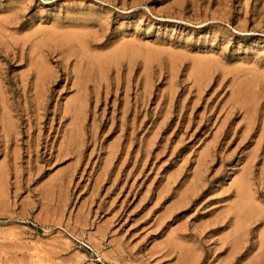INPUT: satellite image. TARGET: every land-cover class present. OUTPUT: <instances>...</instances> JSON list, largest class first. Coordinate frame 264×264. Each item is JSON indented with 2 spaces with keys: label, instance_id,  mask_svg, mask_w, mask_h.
I'll return each instance as SVG.
<instances>
[{
  "label": "rangeland",
  "instance_id": "rangeland-1",
  "mask_svg": "<svg viewBox=\"0 0 264 264\" xmlns=\"http://www.w3.org/2000/svg\"><path fill=\"white\" fill-rule=\"evenodd\" d=\"M79 35L89 91H105L81 123L57 108L76 92L59 89ZM30 56L59 76L41 125ZM0 79L22 133L0 139V264H221L222 231L205 233L243 177L264 208V0H0ZM246 221L250 248L264 214Z\"/></svg>",
  "mask_w": 264,
  "mask_h": 264
},
{
  "label": "bare ground",
  "instance_id": "bare-ground-1",
  "mask_svg": "<svg viewBox=\"0 0 264 264\" xmlns=\"http://www.w3.org/2000/svg\"><path fill=\"white\" fill-rule=\"evenodd\" d=\"M191 1V0H190ZM205 10V9H204ZM175 11V10H174ZM13 16V15H12ZM88 22V21H87ZM48 25V24H47ZM51 26V25H50ZM46 28V27H45ZM73 34V33H72ZM25 35V34H24ZM76 38V37H75ZM129 40V39H128ZM77 45L79 46V54L82 55H78L76 54L75 57V62L73 63V67L71 68L70 66L67 67V63L64 64V71L66 74V78H65V83L64 84H60V91H65L67 92L68 88H75V95L71 98H66L65 102L63 103V106L61 105H57V108L61 111L62 114H68L71 113L72 116L74 117V121H77V119L79 118V116H81L80 118V123L82 122V120L84 118H86L87 116V112L89 113L88 115H92L93 114V119L95 120V114H96V109L97 107H100V104L102 103L101 101V97H102V93L104 91L101 92L99 89V83L98 84H94V87L92 89V91H89V74H85L83 75V71L81 70V65L82 62L84 60V55L88 53V50L90 49L89 46V42L87 41L86 38H84V36H78L77 37ZM72 48H74L73 46H71ZM72 52V51H70ZM73 53V52H72ZM140 53V52H139ZM111 54V53H110ZM115 56V55H114ZM33 56H30L31 61H30V66L32 67V73L31 78H34L31 86L33 87V89H35L34 92V98H33V111H34V119L37 121L38 123H40L41 125V120H44L43 118L47 115H49V111H48V102H49V98L51 97V95L53 94V87L55 85V83L57 82L59 76H55L53 78H51L50 76V72L51 69L48 67L46 61L41 58H32ZM49 57V56H48ZM118 57V56H117ZM154 57V56H153ZM98 57H96L97 59ZM152 58V57H151ZM155 58V57H154ZM46 59V58H45ZM156 59V58H155ZM121 61V60H120ZM94 62V61H93ZM210 62V61H209ZM52 64V63H51ZM236 65V64H235ZM118 66V65H117ZM51 67V66H50ZM242 67V66H241ZM28 68V67H27ZM127 68V67H126ZM143 68V67H142ZM251 68V66H250ZM249 68V69H250ZM256 68V67H255ZM24 69V68H23ZM228 69V68H227ZM147 70V68H146ZM132 72V71H131ZM147 72V71H146ZM144 73V72H143ZM130 74V73H129ZM21 79V80H20ZM24 79H29L28 77L24 78V75L22 74L19 77V84H23V86L25 87V84L23 83L25 80ZM29 79V81H30ZM244 79V78H243ZM1 80V79H0ZM105 82V81H104ZM107 82V81H106ZM28 83V82H27ZM71 83V87H68V85ZM30 84V83H28ZM52 84V86H51ZM257 84V83H256ZM48 86V87H47ZM30 87V86H29ZM129 87V86H128ZM20 89V87H19ZM73 90V89H72ZM105 92V91H104ZM23 94V93H22ZM106 94H107V89H106ZM105 95V94H104ZM247 95V94H246ZM94 99V108L92 111H87V102H89L91 99ZM107 100V98H106ZM126 100V99H125ZM125 103V101H124ZM0 106L2 107V111L0 113V135H1V141L2 143L8 147L9 143H17L22 141L21 136V132L18 130V124L15 121V114H16V110L15 107L12 103H8V100L6 97H4L3 92H0ZM236 107V106H235ZM166 108V107H165ZM30 105L27 103L25 105V111L29 112L30 110ZM245 114V113H244ZM243 114V115H244ZM250 115V114H249ZM246 116V115H244ZM32 116H29L28 118V124H29V129L27 131V140H26V145H27V150L31 149L33 146V141L34 138H36L34 136L35 131L32 129L33 126V121L31 119ZM243 117V116H242ZM248 117V115H247ZM224 118V117H223ZM222 118V119H223ZM250 119V118H249ZM50 125H49V129H51L53 127V118H50ZM77 127H79V125H77ZM39 133L37 134V145L39 146L41 143L40 141L44 138H41V133L40 130L43 129L42 127H39ZM62 129V128H61ZM64 134H62V137H72V130H68L66 128H64ZM245 129V128H244ZM243 130V129H242ZM56 133H59V131L57 132V130L55 131ZM217 132V131H216ZM244 133V132H243ZM260 133V132H259ZM51 135V132L49 131L47 135H45V138L49 137ZM55 137V136H54ZM93 141L95 142L97 140V136L96 134H94L92 136ZM89 141V140H88ZM83 143V142H82ZM128 143V142H127ZM45 147L48 146V141H45ZM63 146V142H60L58 149H61V147ZM35 147V146H34ZM209 147V146H208ZM57 148V145H56ZM106 148V146H105ZM207 148V147H206ZM36 149V148H35ZM202 151V150H201ZM71 152V151H70ZM254 152V151H253ZM60 153V152H59ZM124 153V152H123ZM77 155V154H76ZM111 157V156H110ZM203 157V156H202ZM59 158V157H58ZM105 159V158H104ZM77 161V160H76ZM243 161V160H242ZM103 163V162H102ZM204 163V162H203ZM198 164V163H197ZM196 165V164H195ZM198 168V167H197ZM200 168V167H199ZM117 170V169H116ZM197 170V169H195ZM100 172V171H99ZM100 174V173H99ZM176 174V173H175ZM203 175V174H202ZM192 177V176H191ZM194 181V180H193ZM260 183V182H259ZM96 184V183H94ZM258 185V184H257ZM253 186V185H252ZM221 188V187H220ZM190 189V188H189ZM236 190L239 194V201L234 202V204H230V208L228 209H224V210H228L225 213V217H223L222 219H220V221H217L219 223H222L221 226H224L221 230H217V228L215 230H210L207 233H205V239L208 240H212V238L214 237L215 233L214 232H218V231H222L221 233V237L218 240H213L212 244L214 245V248L211 249L213 255L217 254L215 256V261L220 259V257L222 255L226 256L225 261L220 262L221 264H244L241 263L242 259H240V256H242L243 254V249L249 251L248 253L253 254V257L251 259V264H264V229L262 228V230H260L257 233V241L253 243L252 247H248L245 246L246 242H247V236H246V231L245 229L247 228L245 225L247 216L249 215H253L257 213L259 214H264V208L261 207L260 205L255 204V206L253 204H251V199H254L255 197H253L252 193H251V184L249 181V178L247 176L243 177L238 183H237V187ZM237 197V196H236ZM161 196H158V199H160ZM183 199V198H182ZM173 201V200H172ZM261 201V200H260ZM183 203V202H182ZM3 205V204H2ZM228 207V206H227ZM171 208V207H170ZM174 208V206H173ZM168 211V210H167ZM171 211V210H170ZM220 212V211H219ZM222 212V211H221ZM166 214V213H165ZM224 214V213H223ZM231 214L229 218H227V215ZM167 215V214H166ZM258 215V214H257ZM222 217V216H221ZM258 217V216H256ZM160 218V217H159ZM207 220V219H206ZM195 221V220H194ZM205 221V220H204ZM157 223V222H156ZM178 224V223H177ZM263 226V225H262ZM212 227V226H211ZM246 227V228H245ZM258 227V226H257ZM229 229V230H228ZM258 229V228H257ZM256 229V230H257ZM176 232V231H175ZM200 233V232H199ZM217 234V233H216ZM173 235V234H172ZM255 236V235H254ZM169 238V237H168ZM215 238V237H214ZM259 238V239H258ZM172 239V237H171ZM175 239V238H174ZM169 240V239H168ZM207 240V241H208ZM220 241V244L219 242ZM12 243V242H10ZM9 243V244H10ZM257 243V247H255ZM3 244V243H2ZM13 244V243H12ZM12 244H10L12 246ZM17 244V243H16ZM21 244V243H20ZM211 244V245H212ZM5 245L8 246V243H6ZM25 245V244H24ZM23 245V246H24ZM185 245V244H183ZM10 246V247H11ZM14 246V244H13ZM22 246V245H20ZM22 246V247H23ZM28 246V245H27ZM25 245V248L27 247ZM16 247V246H15ZM30 247V246H28ZM190 247V246H189ZM19 248V247H18ZM184 248V247H183ZM34 249V248H33ZM24 250V248H23ZM30 250V249H29ZM217 250L220 251L219 253H217ZM224 250V251H223ZM260 250H262V252H260ZM56 251V249H55ZM222 251V252H221ZM181 252V251H180ZM31 253V252H30ZM54 253V252H53ZM187 253H189L188 251H184L183 252V256H187ZM6 254V253H5ZM73 254V253H72ZM245 255V254H244ZM6 258V257H5ZM12 258V257H11ZM30 258V257H29ZM192 258V256H191ZM13 259V258H12ZM23 259V258H21ZM1 260V259H0ZM7 260V259H5ZM4 260V261H5ZM34 260V259H33ZM36 260V259H35ZM151 260V259H150ZM11 261V260H10ZM13 261V260H12ZM39 261V260H38ZM221 261V260H219ZM2 262V261H0ZM7 262V261H6ZM41 262V261H40ZM94 264V263H92ZM136 264H151L148 260H146L145 263H136ZM155 264V263H154ZM248 264V263H247Z\"/></svg>",
  "mask_w": 264,
  "mask_h": 264
}]
</instances>
